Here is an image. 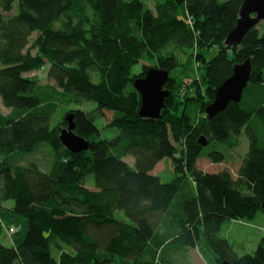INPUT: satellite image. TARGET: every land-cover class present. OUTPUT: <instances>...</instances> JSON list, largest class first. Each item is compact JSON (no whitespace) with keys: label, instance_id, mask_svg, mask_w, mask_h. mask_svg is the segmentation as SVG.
Here are the masks:
<instances>
[{"label":"trees","instance_id":"1","mask_svg":"<svg viewBox=\"0 0 264 264\" xmlns=\"http://www.w3.org/2000/svg\"><path fill=\"white\" fill-rule=\"evenodd\" d=\"M243 1L153 0L151 9L142 0H0V99L10 110L0 112V210L12 201L8 213L26 221L16 246L0 242V264H176L173 254L199 242L217 264H264V237L253 253L238 256L217 236L227 221L252 223L264 214V27H252L238 45L224 44ZM14 3L17 14L5 18ZM212 47L217 53L207 59ZM184 50L186 64L194 61L199 72L187 85L184 71L171 76L183 66L174 51ZM246 60L252 71L241 100L209 120L204 111L216 89ZM139 61L149 66L131 77ZM152 67L169 72L157 119L139 115L133 87ZM41 70L52 84L24 76ZM84 102L96 109L62 115L72 114L74 133L89 142L87 151L73 154L59 139L64 118L52 128L50 119H58L59 104ZM104 116L105 128L117 134L93 141L95 120ZM242 132L248 149L236 178L197 167L203 157L227 162L226 154L205 147L235 149ZM40 144L52 149L47 172L18 164ZM164 160L170 182L155 173Z\"/></svg>","mask_w":264,"mask_h":264},{"label":"rangeland","instance_id":"2","mask_svg":"<svg viewBox=\"0 0 264 264\" xmlns=\"http://www.w3.org/2000/svg\"><path fill=\"white\" fill-rule=\"evenodd\" d=\"M147 6H149L151 9H153L154 2L153 0H142ZM18 12V6L17 3L13 4L12 10L9 13H2V15L5 16V18L12 17L16 15ZM264 27V22H260L257 26L259 30H262ZM36 37L35 34H33L30 38V42ZM176 56L180 59V62L183 66H180L174 70L171 71V76L178 75L180 72H185V75L180 76L181 80L185 85L189 84L192 79L199 78V72L197 70V66L195 62L191 64H186L187 58H188V50H184V53L180 51H174ZM217 53L216 47H212L210 52L206 55L207 59L212 58ZM230 56V53L228 54ZM143 65L149 66V64L144 63L143 61H139L137 64H135L131 70H130V76L133 77L135 75H138L142 72ZM185 69V70H184ZM25 77L33 78L36 77L40 83L41 86H46L47 84H52V81H50L46 76V71L41 70L30 74H25ZM94 81H96L94 79ZM71 109H79L84 112H92L96 109V104L93 102H84L82 105H76L71 104L69 106L64 105H58L57 113H58V119L52 118L50 119V127L52 128L56 122L59 119H63L62 117L63 113H65L68 110ZM9 109L5 108L2 105L1 99H0V112L4 115L9 113ZM57 116V115H56ZM57 120V121H56ZM106 121H109L108 116H104V118H97L95 120V126L99 129V134H95L92 136L93 141L97 140H110L114 138L117 134L116 129H108L105 128ZM240 144L235 149H228L225 145L222 144H215L211 143L207 147H205V151L210 152L212 150H216L219 152H222L226 154L227 156V162H224L222 164L214 165L212 164L207 157L199 158L196 162L197 167L200 170H203L205 172H218L221 170H227L230 172L233 178H236V172L239 166L240 161L244 157V155L247 152L248 149V141L243 134L241 133L239 137ZM123 160L129 164L131 167L134 165V159L131 156H126L123 158ZM53 161V153L52 149L47 144H40L36 147L34 151L31 153H28L20 158H18L17 162L18 164L22 166H27L30 163H36L41 171L47 172L52 164ZM155 173H157V176L162 182H170L173 178V174L171 172L169 161L164 160L163 164L161 166H157L155 169ZM86 187L87 188H94L93 186V176L88 175L85 179ZM13 202L8 201L4 204V210H0V220L3 221L1 227L7 228L10 225H20V231L14 234L11 239H7L5 229L3 228L0 232V242L10 248L15 246V242L17 240H20L25 232H26V221L22 217L11 215L8 213L7 208L9 206H12ZM234 225V228H231V230L228 231V227L230 222L223 223L220 231L218 232L217 236L219 238H227L229 239L234 252L238 256H243L245 254H251L253 253L258 243L260 242V239L264 237V214L259 213L256 217V219L252 223H244L241 224L239 222L232 223ZM193 253H196L198 258L204 262V264H217L216 262V255L215 253L204 243L199 242L197 246V250H194ZM56 257V253H53ZM170 254V250H165L164 255L167 257ZM195 255V254H194ZM182 262L181 264H190L189 261L186 262L183 256L184 254L180 253ZM196 260V259H195ZM195 260H191V262H195ZM201 262V263H202Z\"/></svg>","mask_w":264,"mask_h":264},{"label":"water","instance_id":"3","mask_svg":"<svg viewBox=\"0 0 264 264\" xmlns=\"http://www.w3.org/2000/svg\"><path fill=\"white\" fill-rule=\"evenodd\" d=\"M260 22H264V0H244L239 8L236 26L227 35L224 44L228 46L238 45L245 34ZM251 71L250 60L233 66L231 76L216 89L212 102L205 108L204 112L209 120L225 110L230 102L237 103L241 100L242 92L249 82ZM168 78V71L152 67L146 71L144 77L134 79L133 87L140 95L139 115L141 117L159 118L160 111L164 107V101L169 96V91L164 88ZM64 121L66 127L62 128L59 133L62 146L73 154L87 151L89 142L74 133L73 115H66ZM198 142L203 147L207 145V141L203 137H200ZM261 209L264 213V201ZM222 264L230 263L224 260Z\"/></svg>","mask_w":264,"mask_h":264},{"label":"crops","instance_id":"4","mask_svg":"<svg viewBox=\"0 0 264 264\" xmlns=\"http://www.w3.org/2000/svg\"><path fill=\"white\" fill-rule=\"evenodd\" d=\"M170 166V165H169ZM171 169V168H170ZM156 175H157V173H156ZM228 222H230V224L231 225H229V227H228V231L229 230H231V228H234V225L232 224V223H234L235 224V222L234 221H228ZM17 225H19V224H17ZM11 226V225H10ZM20 226V225H19ZM225 239H227V238H225ZM228 241H229V239H227ZM19 241L20 240H17L16 242H15V246L19 243ZM230 242V241H229ZM194 250H197V247L196 248H187V249H183V251H178V252H176L177 253V255H175V254H173L172 255V259L174 260V261H176V264H181V262H182V259H181V256H180V253L182 252L183 254H184V258H186L185 259V261L186 262H188L189 261V263L190 264H204V262H202V260L200 259V258H198L197 256V254L196 253H193V251ZM195 254V255H194ZM195 260V262L193 263V262H191V260ZM202 262V263H201Z\"/></svg>","mask_w":264,"mask_h":264},{"label":"built area","instance_id":"5","mask_svg":"<svg viewBox=\"0 0 264 264\" xmlns=\"http://www.w3.org/2000/svg\"><path fill=\"white\" fill-rule=\"evenodd\" d=\"M188 23H189V26H190V28L192 29V25H193V23H192V20H191V18L189 17L188 18ZM19 230H20V228L18 227V226H10V227H8V228H5V233H6V237H7V239H11V237L14 235V234H16L17 232H19Z\"/></svg>","mask_w":264,"mask_h":264}]
</instances>
